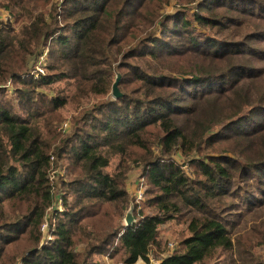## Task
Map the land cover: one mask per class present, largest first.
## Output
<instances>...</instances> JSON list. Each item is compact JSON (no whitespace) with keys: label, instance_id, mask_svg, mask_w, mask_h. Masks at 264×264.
<instances>
[{"label":"trees","instance_id":"trees-1","mask_svg":"<svg viewBox=\"0 0 264 264\" xmlns=\"http://www.w3.org/2000/svg\"><path fill=\"white\" fill-rule=\"evenodd\" d=\"M169 3L0 0L20 24L0 28V91L13 93L22 113L0 100V264L17 241L19 255L30 252L22 264H85L109 248L124 264H149L159 226L176 217L189 235L159 264H202L221 251L260 264L252 248H264V122L255 120L264 112V0H178L198 7L190 18L164 14ZM193 22L220 42L195 33ZM44 50L47 73L33 78L29 67ZM117 72L121 98L79 111L70 136L55 132L67 96L45 100L38 90L66 81L72 102L108 95ZM176 154L191 157L197 177ZM64 158L69 183L51 169ZM114 158V172H105ZM131 163L155 190L146 202L153 213L98 237L84 223L110 209L123 215ZM49 209L53 240L37 248Z\"/></svg>","mask_w":264,"mask_h":264},{"label":"rangeland","instance_id":"rangeland-1","mask_svg":"<svg viewBox=\"0 0 264 264\" xmlns=\"http://www.w3.org/2000/svg\"><path fill=\"white\" fill-rule=\"evenodd\" d=\"M198 1H202V0H197V2ZM53 2L56 4H60L61 2H63V0H53ZM178 12H183L186 15L185 17L190 18L191 17L190 15L194 13H199V10L195 4L185 6V5L179 4L178 0H170V3L168 4V6H166L164 9V14L174 15L175 13H178ZM257 14L260 17H264V10H262L261 12H258ZM3 25H8L10 28H15L17 31L20 27V24L15 21L13 14H11L8 10L4 8H0V28ZM193 28H196L194 29V31L198 35L201 34V35L206 36L207 34L209 35L210 39L216 42H220L219 37L216 36L215 32H208L206 31L205 28H199V26L195 22H193ZM252 30L253 29H248L245 32L248 33ZM157 36H159V29H157ZM226 44L229 45L228 48H235L237 50L239 49V47L237 46H234V47L231 46L235 44H231V43H226ZM45 58L47 59V50H44L43 53L39 55L38 60H36L30 65L29 74L32 75L33 78H39L40 76L47 73V69H46L47 61L45 60V63H43ZM253 62H259V61H253ZM255 64L257 66L263 67V65H261L260 63H255ZM120 73L121 72L115 73V76L116 74H119L120 76ZM115 76L113 78H116ZM114 81L115 79L113 80V83ZM12 85H13V90L19 87L14 82L12 83ZM73 89L74 88L71 85V83L67 84L66 81H57L52 85L51 89L38 90L39 96L45 98V100H50L54 97L63 98L64 96H67V101H66L67 104L63 106L62 108L58 109L53 119V124L56 125L55 132L57 133H58L59 125L62 122H68L70 129L67 133L64 134L65 136H70L72 134V131L74 130L73 129L74 119L73 118L78 114L79 111H81L82 109L84 110L89 109L95 103L97 104L102 101L115 100L111 96V92H110L108 95H103L99 97H95L93 95H90L87 99H84L83 97H81V99H77L75 100V102H72L70 99V94L73 91ZM0 100L3 101L4 103L6 102V100H12L13 106L15 107V111H17V113H19L20 115L22 114L19 111V107L16 103V96H14L13 93L5 94L3 91H0ZM259 114L260 115L255 117V120L257 122H260L261 124L264 122V112L260 111ZM242 128L244 129L245 125L242 126ZM231 130H237V126H233ZM206 152H208V156H211L214 158H217L219 156H225V155H222L223 153L217 154L213 152L212 150L204 151L203 153H206ZM200 157L196 156L194 159H198ZM174 160L178 162V164L181 166L182 170L184 171L185 175L188 178L194 179L195 177H197L195 166L192 165L193 160H191V157L185 158L181 156L180 154H176L174 155ZM118 162H119L118 158H114L113 160H111L110 165L105 169V172L113 173ZM58 165H59L58 168L55 169V167L53 166L51 169H53L54 171H57V174L62 176L63 177L62 179L69 183V180L66 178L67 174H69L67 172V166H68L67 160L65 158L58 160ZM123 185L126 191L128 192V195L130 196V199L132 201L130 206L123 212V215L122 213L120 215V209H119V212L113 209H110L106 211L104 217L95 218V220H97L98 223H96L95 220L85 221L84 225H87L89 227H94L96 228V230H98V232L95 234L96 236L103 237L104 235H108L107 231H109V229L113 227L119 228V229H121L122 227H126L124 218L126 216V212L129 210L131 206L133 207V216L135 219V223L140 220L141 215L146 216V215H149L150 213L151 214L153 213V210H151L149 206L148 207L146 206V202L150 200V198H152V195L155 194V190L152 187H149L147 185V181L144 177L143 168L141 164L139 163L129 164V167L126 172V177H124ZM59 191L61 195H64L66 192V189L59 188ZM69 195L71 196L72 194L70 193ZM62 203L63 201L61 200H58L56 202L54 207L57 209V212H61V211L64 212L65 207L63 206ZM50 214H51V209H49V211L47 212V217L45 218L43 222L47 224V226L49 224ZM184 220H185V217H176L174 220L167 221L161 226H159L158 243L157 245L154 244L151 247L150 254L148 256L149 264H157L165 257L171 254H174L176 252H180V250L182 251L181 243L189 235V232L184 223ZM107 226H109L110 228ZM104 227H106L105 228L106 231L102 230L99 232V228H104ZM41 228L42 226H40L41 240L37 248H41V246H44V245L46 246L53 240L51 236V232L53 231L49 230L50 227L49 226L46 227L44 232H42ZM23 244L24 243L22 241L21 242L17 241L16 243L8 247L9 253L11 255V259L7 258L2 264H22V260L24 259V257H28L29 256L28 253H30V252H26L23 255H19L20 249L22 248ZM82 248H85V246L84 245L77 246V253L82 252ZM110 250L111 248L107 249L106 254L99 252L98 254L89 256L85 264H105L104 258H110L108 256L111 253ZM252 253H253V258H254L255 263L264 264V248H262L261 246H255L252 248ZM121 261H122V257L115 258L113 259V264H124ZM202 264H239V263L237 262V259L236 257H234L233 253L221 251L212 259L205 260Z\"/></svg>","mask_w":264,"mask_h":264},{"label":"water","instance_id":"water-1","mask_svg":"<svg viewBox=\"0 0 264 264\" xmlns=\"http://www.w3.org/2000/svg\"><path fill=\"white\" fill-rule=\"evenodd\" d=\"M119 81H120V76H119V74H116V78H115V81H114V83L112 85V91H111V96L114 99L121 98V93L119 92V89H118ZM124 222H125V226L126 227H130V226H132L135 223V219H134V216H133V207L132 206L126 212V216L124 218Z\"/></svg>","mask_w":264,"mask_h":264},{"label":"built area","instance_id":"built-area-1","mask_svg":"<svg viewBox=\"0 0 264 264\" xmlns=\"http://www.w3.org/2000/svg\"><path fill=\"white\" fill-rule=\"evenodd\" d=\"M45 60H46V58L44 59V62L43 63H45ZM69 129L70 128H69L68 122H62L59 125L58 132H60L62 134H65V133H67L69 131ZM139 198H140V196H139ZM41 226H42V228H41L42 229V232H44L45 228L48 227L47 224H45V223H43ZM170 246H172V245H170Z\"/></svg>","mask_w":264,"mask_h":264},{"label":"crops","instance_id":"crops-1","mask_svg":"<svg viewBox=\"0 0 264 264\" xmlns=\"http://www.w3.org/2000/svg\"><path fill=\"white\" fill-rule=\"evenodd\" d=\"M113 259L114 258H104V263L105 264H113ZM134 264H145V263L142 260H137ZM157 264H159V263H157Z\"/></svg>","mask_w":264,"mask_h":264}]
</instances>
